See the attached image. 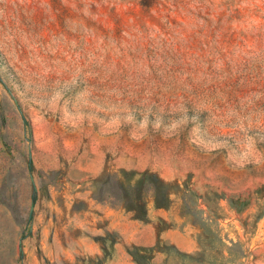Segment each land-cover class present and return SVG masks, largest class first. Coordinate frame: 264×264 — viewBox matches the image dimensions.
<instances>
[{
  "label": "rangeland",
  "instance_id": "obj_1",
  "mask_svg": "<svg viewBox=\"0 0 264 264\" xmlns=\"http://www.w3.org/2000/svg\"><path fill=\"white\" fill-rule=\"evenodd\" d=\"M0 264H264V0H0Z\"/></svg>",
  "mask_w": 264,
  "mask_h": 264
}]
</instances>
